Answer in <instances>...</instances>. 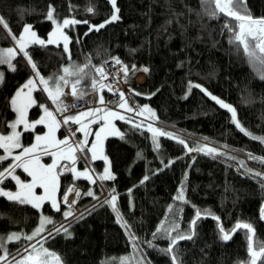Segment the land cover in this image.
I'll use <instances>...</instances> for the list:
<instances>
[{
  "label": "trees",
  "instance_id": "obj_1",
  "mask_svg": "<svg viewBox=\"0 0 264 264\" xmlns=\"http://www.w3.org/2000/svg\"><path fill=\"white\" fill-rule=\"evenodd\" d=\"M228 1L0 0L10 33L0 27V51L13 52L0 64L1 133L16 118L13 95L26 88L35 100L29 119L45 133L39 120L49 105L30 87L34 78L60 112L67 84L76 97L96 91L98 102L120 106L122 95L94 71L109 58L126 65L130 99L149 106L157 123L140 129L118 115L119 135L104 142L108 164L90 159L89 151L101 148L99 127L77 133L82 158L69 147L73 158L53 166L60 206L46 203L47 218L0 195V264H17L23 249L48 250L62 264H264V54L262 37H241L243 23L264 24V0ZM50 15L76 21L66 28L69 50L30 43L22 51L15 39L28 26L46 39ZM54 124L58 132L45 147L65 137ZM27 134L24 155L42 147ZM2 188L16 184L6 179ZM71 188L78 191L74 209L63 205Z\"/></svg>",
  "mask_w": 264,
  "mask_h": 264
},
{
  "label": "rangeland",
  "instance_id": "obj_2",
  "mask_svg": "<svg viewBox=\"0 0 264 264\" xmlns=\"http://www.w3.org/2000/svg\"><path fill=\"white\" fill-rule=\"evenodd\" d=\"M218 1V0H217ZM222 3L229 4L228 0H222ZM227 15H230L229 13L223 11ZM50 19L53 22V30L52 32L48 35L46 39L40 38L33 30L31 27H26L24 30V33L21 37L18 39H15V43L17 46L24 51L25 47H27L30 43H39V44H63L64 47H66L69 50L70 47V39L66 33V28L69 27L71 24H75L76 21H59L52 17L50 15ZM0 27L3 28V32H7V34H10L8 30L6 29L5 25L3 22L0 20ZM247 27V23L242 24V35L241 37L243 39H247L250 35V29L255 28L256 31H258V37H262L264 39V24L263 23H258L257 26L251 27L248 26L246 30L244 28ZM244 31V32H243ZM4 32V33H5ZM262 41V40H261ZM260 41V43H261ZM247 43V42H245ZM259 43V46H260ZM264 53V51H262ZM5 55V58L2 56ZM13 56V52L10 49L9 53L7 52H1L0 51V64L4 63L2 59H5L6 61H9V57ZM6 63V62H5ZM9 63H7L8 65ZM3 74V72H2ZM1 74L0 71V83L2 82V77L3 75ZM140 75L135 77V81L138 83L141 81ZM139 85H144V83H138ZM30 87L32 85L30 84ZM47 92V90H46ZM26 93L27 95H31V89L26 88ZM47 94L50 96V93L47 92ZM23 92H18L17 94H14L12 97V103L15 104V112L17 117L10 122L9 124V131L7 133H1L0 132V195L14 200V201H20L26 204H29L33 206L34 208L38 209L41 213V219L47 218V216L44 215L43 213V206L46 203H49L53 208H57L60 206V204H57L58 199H57V192L59 190V179H57L55 175V171L53 166L50 167H40L38 166L37 161H26L22 165H20L22 162H19L15 167L14 165L16 164L17 161L22 159L24 157V149L27 148L26 145H24L23 140L24 139H29V134L24 136V133H32L33 138L35 139L36 143H39L41 146L44 145H50L52 144L51 142L53 141L56 133L58 132L57 128L55 127V124L53 125L52 121L47 120V112H44L41 125L45 126V133L43 132L42 135L39 133L40 131L38 130L37 127H34L33 121L29 119V108L32 106L30 105L31 100ZM91 102L96 103L97 100V92L92 91L86 95ZM122 97V96H121ZM52 104L54 105L55 109L59 112L60 110L57 108L55 105V100L50 96L49 97ZM124 100L125 98L122 97ZM122 99V100H123ZM89 100V101H90ZM123 100V101H124ZM224 104V103H223ZM35 105V104H34ZM33 105V106H34ZM111 105V104H110ZM137 105V104H136ZM225 105V104H224ZM32 106V107H33ZM112 106V105H111ZM31 107V108H32ZM137 107V106H136ZM144 107V106H143ZM30 108V109H31ZM142 108V107H141ZM29 110V111H28ZM45 110V108H44ZM132 115L134 116H139L144 114L138 107L137 110H135L132 107ZM139 114V115H138ZM118 115H121L120 113ZM145 116V115H142ZM147 117V116H145ZM149 118V117H148ZM234 118H236V115L234 113ZM72 120L76 119L79 120L81 119V116L77 117H70L67 118V120ZM151 119V118H150ZM68 128V127H67ZM68 130L72 133V130L68 128ZM104 129L102 130L99 129V132L102 133ZM99 137L97 140H95V144L97 146L99 145ZM27 150V149H26ZM24 151V152H23ZM198 152L194 151L192 155H196ZM52 157V156H51ZM11 159H15L14 161H10ZM51 160V159H50ZM49 160V161H50ZM2 161H5L6 168H4V163ZM46 163V162H44ZM3 164V166H2ZM4 169H3V168ZM13 168L12 172L10 174L5 175L6 171L8 168ZM18 167V168H17ZM3 169V170H1ZM31 169L32 174L28 172V170ZM19 171H23L26 174L30 176V179L28 181L23 180L20 177ZM6 179H12L15 184H16V189L15 190H9L6 188H2V184ZM74 188H71L68 193L67 197L74 198L75 196L77 197L78 191ZM73 195V196H72ZM65 196V197H66ZM64 197V199H65ZM66 197V198H67ZM70 203V201H68ZM73 203V202H72ZM56 210V209H54ZM44 222H42V225ZM0 238V242H1ZM1 244V243H0ZM17 264H62L60 258L58 257L57 254L50 252L45 249H34L33 251L29 252L28 250H25L20 257L17 258L15 261Z\"/></svg>",
  "mask_w": 264,
  "mask_h": 264
},
{
  "label": "crops",
  "instance_id": "obj_3",
  "mask_svg": "<svg viewBox=\"0 0 264 264\" xmlns=\"http://www.w3.org/2000/svg\"><path fill=\"white\" fill-rule=\"evenodd\" d=\"M30 84L32 85V87L36 86L35 82L33 80H30ZM20 92H23L27 95V93L24 92L23 90H21ZM27 96L29 97V95H27ZM29 98L31 100L30 105H33L35 103L33 97L30 95ZM13 106L15 107V104H13ZM118 107L123 109V110H126V111L132 110V108L130 107V105L126 101H122L120 106H118ZM140 110L142 112H144V114H142V115H145V116H147L149 118H153V119L155 118V113L149 106H144V107L140 108ZM46 112H47V114L50 113L49 111H46ZM43 114H44V112H43ZM43 114L39 120L40 124L44 123V121H42ZM81 116H82L81 119L84 120L86 123L84 124V126L81 125L80 129H83V131H84V129H86L88 135L91 133V129L88 127V125L90 123H92L93 121H96L95 124L99 123V126H101L98 129H101V128H102V130L104 129V131L100 135L101 148H99V150H98L96 147H93L89 152H90V159L92 160V162L103 160V161H105L106 164H108L107 163L108 159H107L105 151H104V142H105V138L108 136H118L119 135V129L115 124V120L118 117V114L116 112H114L113 110L108 109V108H105V109L97 108L94 111H92L90 113H85ZM51 119L53 120L52 116H51ZM54 122L55 121L53 120V123ZM37 151H39V148L36 150L33 149L32 151L28 152V154L26 153V156H25V158H27L26 161H32L35 159H40V158L32 157L37 153ZM69 151H70V149H68V148L57 151L53 155L54 161H55L53 166L59 165L62 160L64 161L65 157H67V158L71 157V155L69 154ZM71 158H73V155ZM37 161L42 162L41 159L37 160ZM28 172L30 174H32L31 169H29Z\"/></svg>",
  "mask_w": 264,
  "mask_h": 264
},
{
  "label": "bare ground",
  "instance_id": "obj_4",
  "mask_svg": "<svg viewBox=\"0 0 264 264\" xmlns=\"http://www.w3.org/2000/svg\"><path fill=\"white\" fill-rule=\"evenodd\" d=\"M223 14L226 15L227 17H229V15H227L226 13L223 12ZM98 68L102 69L105 72L106 78H107V81L109 82V84L112 87L117 88V92L114 91L113 93L114 94L124 93L126 96H122V97H124L125 100L123 98L122 99L124 101H126L130 105L131 108L133 107L135 110H137L136 103L130 99V92L125 87V82L128 80V78L131 77L130 73L128 72L126 65L122 61L118 60L117 58H109L106 61L102 62L98 66ZM132 76H135V74ZM133 78H135V77H133ZM139 82L140 83L142 82L145 85L147 83V78L144 76L141 78V81H139ZM124 112H125L127 119L142 118V117L150 119L148 117H145V116H142L139 114H138L139 116H134L131 114L132 110L131 111L124 110ZM151 120H155V118L154 119L151 118ZM67 201H70V199L68 198Z\"/></svg>",
  "mask_w": 264,
  "mask_h": 264
},
{
  "label": "built area",
  "instance_id": "obj_5",
  "mask_svg": "<svg viewBox=\"0 0 264 264\" xmlns=\"http://www.w3.org/2000/svg\"><path fill=\"white\" fill-rule=\"evenodd\" d=\"M98 71L102 77L106 78V74L102 69L98 68ZM112 88L114 91L117 92V88H114V87H112ZM63 105H64L67 113L77 112V111H80L82 109H86L90 106L85 99H73L68 95H66V97L64 98V104Z\"/></svg>",
  "mask_w": 264,
  "mask_h": 264
},
{
  "label": "water",
  "instance_id": "obj_6",
  "mask_svg": "<svg viewBox=\"0 0 264 264\" xmlns=\"http://www.w3.org/2000/svg\"><path fill=\"white\" fill-rule=\"evenodd\" d=\"M222 0H218L217 2V5L220 6V3H221ZM233 18V17H232ZM250 36L251 38H255L257 36V31L255 28L251 29L250 31ZM261 48H262V51H264V40L262 41L261 43Z\"/></svg>",
  "mask_w": 264,
  "mask_h": 264
},
{
  "label": "flooded vegetation",
  "instance_id": "obj_7",
  "mask_svg": "<svg viewBox=\"0 0 264 264\" xmlns=\"http://www.w3.org/2000/svg\"><path fill=\"white\" fill-rule=\"evenodd\" d=\"M139 83V82H138Z\"/></svg>",
  "mask_w": 264,
  "mask_h": 264
}]
</instances>
